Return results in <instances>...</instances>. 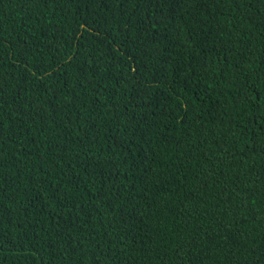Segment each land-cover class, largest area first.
<instances>
[{"label": "trees", "instance_id": "16d2710c", "mask_svg": "<svg viewBox=\"0 0 264 264\" xmlns=\"http://www.w3.org/2000/svg\"><path fill=\"white\" fill-rule=\"evenodd\" d=\"M160 3L0 0V264H264V0Z\"/></svg>", "mask_w": 264, "mask_h": 264}, {"label": "clouds", "instance_id": "9594fccd", "mask_svg": "<svg viewBox=\"0 0 264 264\" xmlns=\"http://www.w3.org/2000/svg\"><path fill=\"white\" fill-rule=\"evenodd\" d=\"M174 3L175 0H161L160 5H156L154 8L166 9L171 7ZM199 111H200L199 116H197L195 119L188 117V121L191 122L197 119H207L214 126L218 124L219 122L218 115L214 109V106L208 99L203 103Z\"/></svg>", "mask_w": 264, "mask_h": 264}]
</instances>
